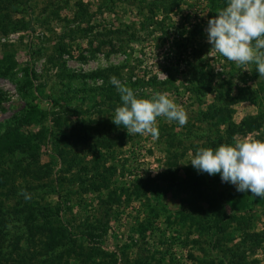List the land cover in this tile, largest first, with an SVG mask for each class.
Listing matches in <instances>:
<instances>
[{
	"label": "rangeland",
	"instance_id": "374dc122",
	"mask_svg": "<svg viewBox=\"0 0 264 264\" xmlns=\"http://www.w3.org/2000/svg\"><path fill=\"white\" fill-rule=\"evenodd\" d=\"M210 0H0V264H264V195L198 173L264 142V77L207 42ZM115 76L188 116L127 133ZM27 193L30 199H25Z\"/></svg>",
	"mask_w": 264,
	"mask_h": 264
},
{
	"label": "clouds",
	"instance_id": "9594fccd",
	"mask_svg": "<svg viewBox=\"0 0 264 264\" xmlns=\"http://www.w3.org/2000/svg\"><path fill=\"white\" fill-rule=\"evenodd\" d=\"M206 33L212 50L237 67L254 64L259 77H264V0H226L225 6L207 21ZM110 83L121 101L112 122L127 133H147L157 138V117L179 126L187 124V113L167 94L140 98L115 76ZM190 164L198 173L219 174L222 183L234 185L239 193L264 195V142L242 139L215 148L199 147ZM22 194L30 199L29 194Z\"/></svg>",
	"mask_w": 264,
	"mask_h": 264
},
{
	"label": "trees",
	"instance_id": "16d2710c",
	"mask_svg": "<svg viewBox=\"0 0 264 264\" xmlns=\"http://www.w3.org/2000/svg\"><path fill=\"white\" fill-rule=\"evenodd\" d=\"M209 1V0H208ZM210 8H209V19L215 17L216 12L223 8L226 4V0H210ZM23 144L22 140H19L16 136L6 134L0 137V151L3 149H11L20 146Z\"/></svg>",
	"mask_w": 264,
	"mask_h": 264
}]
</instances>
